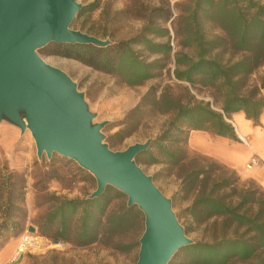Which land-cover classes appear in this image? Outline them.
Returning <instances> with one entry per match:
<instances>
[{
  "label": "trees",
  "instance_id": "16d2710c",
  "mask_svg": "<svg viewBox=\"0 0 264 264\" xmlns=\"http://www.w3.org/2000/svg\"><path fill=\"white\" fill-rule=\"evenodd\" d=\"M173 5L176 14L169 0H157L154 4L129 0V4L115 14L128 13L141 20L142 25L133 36L116 38L107 26H86L84 19L98 8L91 2L81 7L73 22L89 34L109 37L108 45L50 42L38 49L45 55L75 59L132 86L154 77L173 56L175 79L214 88L221 98L220 111L202 100L181 103L166 93L157 95L150 88L125 116L119 130L123 137L133 131L136 118L145 107L172 112L164 134L155 137L151 144L171 159L175 158L174 149L162 144L164 135L174 132L170 135L172 139L181 134L187 137L191 130H203L236 139L227 118L243 111L247 119L257 123L264 110L261 94L264 89V3L259 0H179ZM208 26L222 34H210ZM172 40L182 49L174 51ZM134 44L148 51V56L158 57H142L135 51ZM222 47L239 53L238 58L221 62L214 51ZM183 48L190 49L191 54ZM258 68H262V74L256 83H250L249 76ZM113 138L112 135L106 138L110 148L116 145ZM147 154L151 162H157L149 148L139 153L135 161ZM0 170V191H4L0 194L1 236L2 229L20 228L19 217L12 210L20 211L23 198L16 197V202L11 200L15 188H10L14 185L10 180L15 178V182H19L21 176L5 166ZM184 178L189 179V188L194 191L188 207L189 217L198 224L211 221L208 224L211 241H192L179 248L167 264H231L234 261L264 264V191L254 186L238 187L232 176L215 178L202 168L185 173ZM109 191L107 186L98 197L57 199L45 221V226L54 224V229L42 227V232L56 240L73 239L83 246L119 237L129 230L134 218L141 217V212L125 202L113 204L112 199L121 198L123 194L114 189V197H111ZM184 230L186 232V228ZM174 258L177 260L172 261Z\"/></svg>",
  "mask_w": 264,
  "mask_h": 264
},
{
  "label": "rangeland",
  "instance_id": "374dc122",
  "mask_svg": "<svg viewBox=\"0 0 264 264\" xmlns=\"http://www.w3.org/2000/svg\"><path fill=\"white\" fill-rule=\"evenodd\" d=\"M77 1L82 6L91 2L98 6L92 15H88L84 19L86 26L92 24L96 27L107 26L114 32L116 38L131 37L142 25L141 20L132 18L128 13L115 14L116 11L125 8L129 4V0ZM139 1L149 4L157 2V0ZM169 1L173 13L176 14L173 4L179 0ZM259 1L264 3V0ZM167 26L171 27L170 24ZM72 27L87 32L85 28H80L75 22H72ZM207 30L210 34H222L213 26H208ZM98 37L109 39L106 36ZM171 43L174 51L182 49L176 41L172 40ZM133 47L142 57L149 59L158 57L157 55L148 56V51L138 44H134ZM183 50L191 54L190 49L183 48ZM39 54L46 62L67 73L76 83L77 88L84 93L89 109L95 114L93 120L106 122L102 128L105 136L104 141L109 144L110 142L106 138L112 135L116 144L111 149L122 150L130 144L150 139L147 148H149L151 156L153 155L157 159V162H151L147 154L139 157L136 163L152 177L153 182L162 193L171 199L173 211L183 228H186L185 234L192 241H211L208 225L211 224V221L202 224L191 221L188 207L194 191L189 188V179L184 178L185 173L202 168L209 171L215 178L232 176L238 187L254 186L263 190L252 180L241 179L234 170L198 151L197 145L191 147L188 138L192 130L189 131L187 137L185 134H181L170 139V135L175 134L172 132L162 138L163 145L166 144L174 149V157L178 159L177 162H175V158H168L154 145H151L155 137L164 134L173 116L172 112L163 113L145 107L136 118L135 128L129 135L123 137V133L119 132L127 113L139 103L150 88H153L157 95L166 93L181 103L202 100L207 102L212 109L220 111L221 98L214 88L202 84L191 85L174 78L173 56L165 62L163 68L156 71L154 77L141 85L132 86L123 83L115 75L95 70L75 59L52 54L45 55L40 52ZM214 54L221 62L235 60L239 56V53L226 47L215 50ZM261 74L262 68H258L249 76L250 83H256ZM261 94L264 96V89ZM4 166L15 175H20L22 179L15 182V178H11L10 182L14 185L10 188H15L11 194V200L16 202V197L23 199L19 204L21 213L19 210H12V213L19 217L20 228L2 229L0 247L10 238L18 241L25 232L32 234L34 242L24 254L13 262L19 264H135L139 248L138 239L144 229V215L139 209L141 217L134 218L129 230L109 241L104 239L83 246L73 239L56 240L42 232V227L44 230L54 229V224L45 226V221L47 213L53 209L57 199L87 198L95 189L96 180L90 172L66 156L53 153L47 158L43 153L41 158H38L29 130L21 131L19 127L5 119L0 122V168ZM109 187V195L114 197L113 190L116 188ZM3 192L1 190L0 194ZM18 192L21 193V196H18ZM126 200L127 197L124 194L121 198L112 199L113 204L126 203ZM2 211L3 207L0 204V223L3 219ZM29 227H33L34 231H29ZM176 260L177 258L172 259V261ZM231 264H250V262L234 261Z\"/></svg>",
  "mask_w": 264,
  "mask_h": 264
},
{
  "label": "water",
  "instance_id": "95a60500",
  "mask_svg": "<svg viewBox=\"0 0 264 264\" xmlns=\"http://www.w3.org/2000/svg\"><path fill=\"white\" fill-rule=\"evenodd\" d=\"M81 7L77 0H0V122L28 129L38 158L57 153L90 172L96 186L89 198L100 196L107 186L123 193L126 205H136L144 215L135 264H167L192 240L171 199L135 161L150 139L111 149L102 132L106 122L93 120L76 83L38 52L50 42L100 47L111 42L72 27Z\"/></svg>",
  "mask_w": 264,
  "mask_h": 264
},
{
  "label": "crops",
  "instance_id": "0c3cea01",
  "mask_svg": "<svg viewBox=\"0 0 264 264\" xmlns=\"http://www.w3.org/2000/svg\"><path fill=\"white\" fill-rule=\"evenodd\" d=\"M234 129L236 139L222 137L203 130L189 133V145L213 160L234 170L241 179H249L264 190V110L258 122L245 117L243 111L231 114L227 119ZM252 156L259 161L250 168L246 164ZM17 239L10 238L0 247V264H19L11 261Z\"/></svg>",
  "mask_w": 264,
  "mask_h": 264
},
{
  "label": "built area",
  "instance_id": "2783aa9c",
  "mask_svg": "<svg viewBox=\"0 0 264 264\" xmlns=\"http://www.w3.org/2000/svg\"><path fill=\"white\" fill-rule=\"evenodd\" d=\"M259 161L257 156H252L250 161L246 164L247 168L256 165ZM33 236L29 232L22 234L17 241L16 247L12 253L11 261H16L22 254H24L33 245Z\"/></svg>",
  "mask_w": 264,
  "mask_h": 264
},
{
  "label": "bare ground",
  "instance_id": "6f19581e",
  "mask_svg": "<svg viewBox=\"0 0 264 264\" xmlns=\"http://www.w3.org/2000/svg\"><path fill=\"white\" fill-rule=\"evenodd\" d=\"M34 244V242H32Z\"/></svg>",
  "mask_w": 264,
  "mask_h": 264
}]
</instances>
